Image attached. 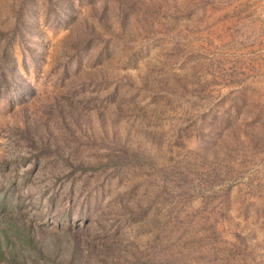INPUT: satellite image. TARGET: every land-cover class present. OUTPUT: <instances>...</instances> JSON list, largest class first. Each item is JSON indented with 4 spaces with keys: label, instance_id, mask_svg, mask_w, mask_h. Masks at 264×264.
Returning <instances> with one entry per match:
<instances>
[{
    "label": "rangeland",
    "instance_id": "1",
    "mask_svg": "<svg viewBox=\"0 0 264 264\" xmlns=\"http://www.w3.org/2000/svg\"><path fill=\"white\" fill-rule=\"evenodd\" d=\"M10 217L25 264H264V0H0Z\"/></svg>",
    "mask_w": 264,
    "mask_h": 264
},
{
    "label": "trees",
    "instance_id": "2",
    "mask_svg": "<svg viewBox=\"0 0 264 264\" xmlns=\"http://www.w3.org/2000/svg\"><path fill=\"white\" fill-rule=\"evenodd\" d=\"M7 224H8L7 225L8 229L7 228L1 229V233H0V262L4 260V257H5L4 251L2 250V245H1L2 237H3L6 245H10L9 261L12 262L13 264H25L24 261H22V263L20 262L19 260L20 250L17 247H15V245L11 242L10 234L12 233V235H16L18 239L22 241L23 245L30 244L31 246H34V247H37V245L33 243V240L30 239L28 233L26 235H22L23 229H22V226L19 225V220L15 219L14 217H10L9 220L7 221ZM70 233H71V230H67L65 232L59 231L58 234H54V235L60 236L64 234L68 235ZM51 235L52 234H49L47 237H51ZM74 260L77 261L76 259ZM32 262H35V260H32ZM35 264H40V263H35Z\"/></svg>",
    "mask_w": 264,
    "mask_h": 264
}]
</instances>
